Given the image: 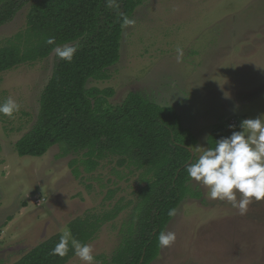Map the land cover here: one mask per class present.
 <instances>
[{"label": "rangeland", "instance_id": "rangeland-1", "mask_svg": "<svg viewBox=\"0 0 264 264\" xmlns=\"http://www.w3.org/2000/svg\"><path fill=\"white\" fill-rule=\"evenodd\" d=\"M28 10L23 6L0 27V45L24 30ZM130 19L135 24L123 25L120 57L106 69L108 78L86 83L111 89L101 108L115 109L129 92L173 107L197 141L196 158L211 133L229 136L242 119L264 114V0H142ZM56 56L53 50L0 73V102L11 97L20 105L13 117L0 115V264H14L70 231L75 218L120 207L86 242L101 264L126 236L146 183L142 169L120 165L117 155L107 154L92 170L81 163L82 153L60 156L59 145L41 156L18 155L14 143L36 120ZM187 187L200 196L181 200L164 228L176 240L149 264H264V200H253L240 215L227 201L210 199L195 180ZM65 264L85 262L74 255Z\"/></svg>", "mask_w": 264, "mask_h": 264}, {"label": "trees", "instance_id": "trees-1", "mask_svg": "<svg viewBox=\"0 0 264 264\" xmlns=\"http://www.w3.org/2000/svg\"><path fill=\"white\" fill-rule=\"evenodd\" d=\"M142 0H0V27L11 21L25 5L27 25L0 45V73L19 64L46 58L57 46L77 42L72 61L56 56L50 78L39 97V110L32 127L15 143L18 155L41 156L59 145L60 156L82 153L86 170L96 167L107 154L117 155L120 165L142 169L145 185L139 188L137 214L116 251L103 257L101 264H149L159 254L157 236L176 209L191 192L185 165L197 159L192 147L196 139L182 125L171 106H162L139 92H129L113 110L101 108L110 88L87 87L89 79L108 78L106 69L120 57L123 17L130 18ZM49 37L55 39L48 44ZM226 137L211 133L208 147L215 139ZM77 160L72 159L70 165ZM78 174L77 168L73 169ZM101 217H78L69 224L72 237L86 243L104 220L119 211ZM61 234L37 244L14 264H65L74 256L71 246L66 256L51 250Z\"/></svg>", "mask_w": 264, "mask_h": 264}, {"label": "clouds", "instance_id": "clouds-1", "mask_svg": "<svg viewBox=\"0 0 264 264\" xmlns=\"http://www.w3.org/2000/svg\"><path fill=\"white\" fill-rule=\"evenodd\" d=\"M106 6L118 7L117 0H107ZM123 23L134 25L135 21L125 16ZM46 42L54 44L55 39L49 37ZM54 51L61 60L70 63L77 48L57 46ZM182 57L183 50L178 48V61ZM19 110V103L11 97L0 102V115L13 117ZM185 169L190 179L208 189L210 199L227 201L240 215H245L253 200H264V114L242 119L239 130L215 139L214 146L203 148L199 157L194 162L189 161ZM168 215L174 216L175 210L170 209ZM175 240L176 235L172 231H161L157 236L158 246L162 248L169 247ZM70 246L74 255L85 264H95L92 246L76 240L68 230L64 231L51 252L64 257Z\"/></svg>", "mask_w": 264, "mask_h": 264}]
</instances>
